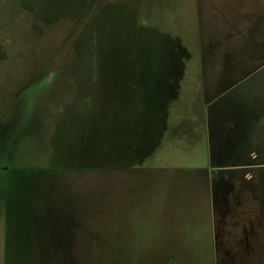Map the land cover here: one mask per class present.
<instances>
[{"label": "rangeland", "instance_id": "1", "mask_svg": "<svg viewBox=\"0 0 264 264\" xmlns=\"http://www.w3.org/2000/svg\"><path fill=\"white\" fill-rule=\"evenodd\" d=\"M256 68L264 109V0H0V264H264V168L213 226L187 193Z\"/></svg>", "mask_w": 264, "mask_h": 264}, {"label": "crops", "instance_id": "2", "mask_svg": "<svg viewBox=\"0 0 264 264\" xmlns=\"http://www.w3.org/2000/svg\"><path fill=\"white\" fill-rule=\"evenodd\" d=\"M257 70L256 68L237 83L225 87L204 101L205 137L209 146V163L205 166L206 173L203 178L192 183L195 186L193 191L190 184L187 193L196 194V198L198 195L203 201L209 211L207 212L205 209L207 214L201 212L199 217L209 216L212 226L215 209L229 208L231 200L237 199L241 202L244 199L246 203L248 198L245 196H248L250 201L253 200V204L257 202V169L264 168V160L261 159L264 153V109L259 97L255 94H252L254 97L251 96V90L246 87V85L249 86L248 82L251 84V81L256 79ZM235 93L237 95L232 96ZM230 96L233 99L229 100ZM218 101H230L240 112L233 122L223 118L227 126V129L223 131L216 129L214 113H217L215 111L221 107L224 109V105L215 104ZM243 109L244 111H242ZM223 128L225 129V126ZM156 136L154 150L159 145H164L166 141L169 143L176 139L171 128L167 129V125L161 134L156 132ZM187 140L186 137L184 142ZM218 144L222 147L219 148ZM223 155H226V159H221ZM238 196L241 197L237 198ZM241 216L255 218V220L243 223L257 224V208L253 215L241 214ZM209 224L211 225L210 222ZM189 231L191 232V227ZM210 233L213 236L212 232Z\"/></svg>", "mask_w": 264, "mask_h": 264}, {"label": "trees", "instance_id": "3", "mask_svg": "<svg viewBox=\"0 0 264 264\" xmlns=\"http://www.w3.org/2000/svg\"><path fill=\"white\" fill-rule=\"evenodd\" d=\"M253 71V70H252ZM251 72V71H250ZM250 72H247V73H245L244 75H242L239 79H242V78H244L245 76H247ZM238 79V80H239ZM234 83V82H233ZM232 83V84H233ZM139 100V99H138ZM142 108H138V107H135L134 108V111L135 112H133V111H131V109L129 108V114H128V119L130 120V122H131V119L133 120V121H135V122H137L138 121V118L140 117V115L142 114V112H143V114H145V109L143 108V105H140ZM156 112L157 111H155V114H156ZM161 115H163L164 113L161 111V110H159L158 111ZM127 163H129V162H127ZM131 163H134V162H131ZM136 164V163H135Z\"/></svg>", "mask_w": 264, "mask_h": 264}]
</instances>
